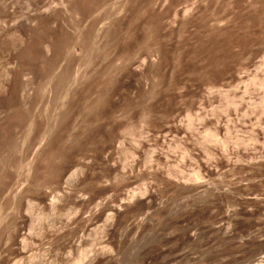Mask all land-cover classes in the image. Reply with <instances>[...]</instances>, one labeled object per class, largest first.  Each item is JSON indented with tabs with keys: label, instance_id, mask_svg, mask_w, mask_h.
<instances>
[{
	"label": "rangeland",
	"instance_id": "1",
	"mask_svg": "<svg viewBox=\"0 0 264 264\" xmlns=\"http://www.w3.org/2000/svg\"><path fill=\"white\" fill-rule=\"evenodd\" d=\"M0 264H264V0H0Z\"/></svg>",
	"mask_w": 264,
	"mask_h": 264
},
{
	"label": "bare ground",
	"instance_id": "2",
	"mask_svg": "<svg viewBox=\"0 0 264 264\" xmlns=\"http://www.w3.org/2000/svg\"><path fill=\"white\" fill-rule=\"evenodd\" d=\"M74 74H75V73H74ZM75 77H76V75H75ZM75 77H74V78H75ZM69 79H70V78H69ZM71 79H73V76L71 77ZM73 81H74V80H73ZM42 135H43V134H42Z\"/></svg>",
	"mask_w": 264,
	"mask_h": 264
}]
</instances>
